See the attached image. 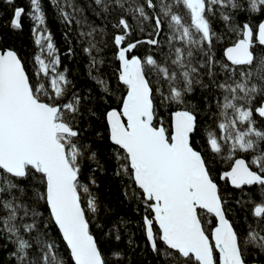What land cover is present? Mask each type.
Returning <instances> with one entry per match:
<instances>
[{
	"label": "snow or ice",
	"instance_id": "obj_1",
	"mask_svg": "<svg viewBox=\"0 0 264 264\" xmlns=\"http://www.w3.org/2000/svg\"><path fill=\"white\" fill-rule=\"evenodd\" d=\"M2 3L33 50L0 33V264H134L109 167L156 264H264V0H47L64 52L44 0Z\"/></svg>",
	"mask_w": 264,
	"mask_h": 264
},
{
	"label": "trees",
	"instance_id": "obj_2",
	"mask_svg": "<svg viewBox=\"0 0 264 264\" xmlns=\"http://www.w3.org/2000/svg\"><path fill=\"white\" fill-rule=\"evenodd\" d=\"M18 4L27 7V0H18ZM44 6L48 13V24L54 35V39L60 48L61 52L66 51L68 42L63 36L64 28L57 23L56 17L48 5L47 0H44ZM6 7L0 0V12H5ZM11 15L7 12L6 15L0 17V25L6 22ZM0 33L5 35L4 43L14 46L21 53L27 54L33 50L32 37L29 30V22L25 20L24 31L19 34H10L7 29L0 27ZM143 51V49H141ZM63 63L71 72V76L81 93H86L89 89L93 88V84L88 76L87 60L83 53L80 52L79 46L76 47V55L69 58L64 56ZM115 176L109 167L106 173L99 174L100 187L98 194L104 207L108 211L109 220L116 224H121V220L126 221V224H122L123 240L121 246L125 247L124 241H127L131 235L136 244L140 247L136 250V253L130 258L134 261V264H156V258L144 247V241L142 232L140 230V214L136 211V205L125 199V180Z\"/></svg>",
	"mask_w": 264,
	"mask_h": 264
}]
</instances>
